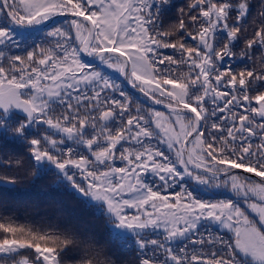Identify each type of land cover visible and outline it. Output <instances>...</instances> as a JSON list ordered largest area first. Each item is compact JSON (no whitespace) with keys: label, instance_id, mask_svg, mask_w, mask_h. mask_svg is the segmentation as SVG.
<instances>
[{"label":"snow or ice","instance_id":"6c2138e0","mask_svg":"<svg viewBox=\"0 0 264 264\" xmlns=\"http://www.w3.org/2000/svg\"><path fill=\"white\" fill-rule=\"evenodd\" d=\"M172 6L0 0V138L27 141L34 178L116 249L7 218L0 264H63L85 234L78 264H264V0L251 26V0H187L165 28Z\"/></svg>","mask_w":264,"mask_h":264},{"label":"trees","instance_id":"16d2710c","mask_svg":"<svg viewBox=\"0 0 264 264\" xmlns=\"http://www.w3.org/2000/svg\"><path fill=\"white\" fill-rule=\"evenodd\" d=\"M171 3L173 6L163 17L165 28L176 22L180 15L179 9L184 7L187 0H171ZM257 5L258 0H251L250 26L258 10ZM243 47L244 44L241 41L240 47L236 49L237 53ZM105 71L122 85L124 91L134 98L146 101L145 97L131 91L119 75L109 69ZM29 157L27 141L0 138V179L4 180L5 177H9L15 180L12 186L0 185V219L12 218L16 223L45 229L49 225H54L59 229L72 231L87 225L89 234L94 233L100 237V245L104 252L112 256L116 249L114 245L107 242L104 218L95 217L90 209L85 208L71 194L57 189L54 186L55 177L51 173L35 179L34 161ZM204 198L219 199L221 197L206 195ZM87 236L88 234L78 237L77 244L70 246L62 254L63 264H78L84 255ZM81 240L85 243H80ZM22 251L25 255L31 252V250ZM134 257V253L125 254L120 257V264H136Z\"/></svg>","mask_w":264,"mask_h":264},{"label":"water","instance_id":"95a60500","mask_svg":"<svg viewBox=\"0 0 264 264\" xmlns=\"http://www.w3.org/2000/svg\"><path fill=\"white\" fill-rule=\"evenodd\" d=\"M122 81L124 82V84L133 92L138 93L136 90L132 89L127 83L126 81L123 80V77H121ZM140 94V93H138ZM141 95V94H140ZM156 107H161V106H156ZM162 109V108H161ZM0 185H5V186H12L13 184H8L5 180L0 179Z\"/></svg>","mask_w":264,"mask_h":264},{"label":"rangeland","instance_id":"374dc122","mask_svg":"<svg viewBox=\"0 0 264 264\" xmlns=\"http://www.w3.org/2000/svg\"><path fill=\"white\" fill-rule=\"evenodd\" d=\"M106 70H108V69H106ZM111 71V70H110ZM115 73V72H114ZM115 74H117V73H115ZM118 75V74H117ZM161 110H163V109H161ZM117 163H119V162H117Z\"/></svg>","mask_w":264,"mask_h":264},{"label":"flooded vegetation","instance_id":"af4514ba","mask_svg":"<svg viewBox=\"0 0 264 264\" xmlns=\"http://www.w3.org/2000/svg\"><path fill=\"white\" fill-rule=\"evenodd\" d=\"M139 95V94H138Z\"/></svg>","mask_w":264,"mask_h":264}]
</instances>
